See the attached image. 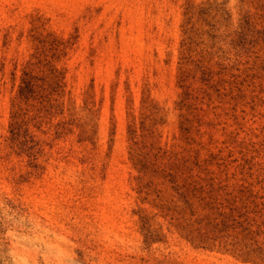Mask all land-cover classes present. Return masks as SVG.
I'll return each instance as SVG.
<instances>
[{"label":"rangeland","instance_id":"rangeland-1","mask_svg":"<svg viewBox=\"0 0 264 264\" xmlns=\"http://www.w3.org/2000/svg\"><path fill=\"white\" fill-rule=\"evenodd\" d=\"M0 264H264V0H0Z\"/></svg>","mask_w":264,"mask_h":264}]
</instances>
